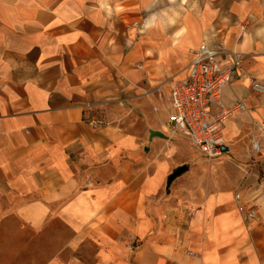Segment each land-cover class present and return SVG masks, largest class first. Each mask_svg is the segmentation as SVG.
Wrapping results in <instances>:
<instances>
[{
	"label": "crops",
	"instance_id": "1",
	"mask_svg": "<svg viewBox=\"0 0 264 264\" xmlns=\"http://www.w3.org/2000/svg\"><path fill=\"white\" fill-rule=\"evenodd\" d=\"M202 43L225 52L222 68L241 53L222 97L245 110L223 123L213 169L167 189L170 80ZM252 80L264 84L259 0H0V227L19 221L55 249L64 227V245L91 243L101 264H264V176L255 167L239 189L257 213L246 219L219 167L235 140L242 157L250 135L264 139Z\"/></svg>",
	"mask_w": 264,
	"mask_h": 264
},
{
	"label": "built area",
	"instance_id": "2",
	"mask_svg": "<svg viewBox=\"0 0 264 264\" xmlns=\"http://www.w3.org/2000/svg\"><path fill=\"white\" fill-rule=\"evenodd\" d=\"M224 54L222 49L210 48L205 43L194 50L187 76L170 80L168 119L163 125L168 139L184 136L208 160L221 156L226 147L222 131L225 120L232 112L245 110L240 101L233 106H226L223 101V91L229 85L234 71L240 69L242 57L241 53L232 52L230 65L222 68L219 58ZM251 88L259 94L264 92V84L258 81L252 80ZM212 105L218 108L214 115L210 110ZM88 124L95 126L97 122L90 119ZM255 126L257 130L261 129L259 123H255ZM250 137V152L258 153L261 150L260 143L252 135ZM233 199L242 216L256 219L255 208L242 200L239 189L234 192Z\"/></svg>",
	"mask_w": 264,
	"mask_h": 264
},
{
	"label": "rangeland",
	"instance_id": "3",
	"mask_svg": "<svg viewBox=\"0 0 264 264\" xmlns=\"http://www.w3.org/2000/svg\"><path fill=\"white\" fill-rule=\"evenodd\" d=\"M264 2V0H259ZM168 139V138H167ZM256 139V138H255ZM175 143V152H173L174 168L181 165H187L191 168L206 167L211 168L215 165L213 161L203 158L196 149L190 144L189 140L182 135L171 138ZM251 137L245 141V151L243 156H238L239 142L235 140L232 144L231 155L223 158L219 167L226 166L233 169L234 177H232L231 190L233 194L235 191L245 184L248 177L252 176L255 167H258L259 177L264 176V139L260 138L261 150L258 153L250 152ZM262 168V169H261ZM213 169V168H211ZM201 172L209 173V170H201ZM247 172V173H246ZM191 179L193 178L190 172ZM201 185L206 181V175L203 176ZM227 185L229 181L226 180ZM212 192H216L212 190ZM18 221H14L10 227H0V243L3 241L12 242V246L5 250H0V262L2 264H101L95 254L94 247L89 242H82L77 247L67 246L64 243L71 237L64 227H57L59 233H53L52 238H58L56 244H63L62 248H53L52 246H42V236L38 234H31L27 229H24ZM10 230V231H8ZM11 232V233H9ZM14 232V233H13ZM35 233V232H34ZM39 241V245L37 244ZM58 246V245H57ZM0 247H2L0 245ZM1 249V248H0Z\"/></svg>",
	"mask_w": 264,
	"mask_h": 264
},
{
	"label": "water",
	"instance_id": "4",
	"mask_svg": "<svg viewBox=\"0 0 264 264\" xmlns=\"http://www.w3.org/2000/svg\"><path fill=\"white\" fill-rule=\"evenodd\" d=\"M152 136H158V137H163V134L161 132L158 131H152L151 132ZM188 170V166L187 165H181L177 168H175L170 175L167 177V183H166V188L168 189L169 185L171 184V182L178 176H180L181 174H183L184 172H186Z\"/></svg>",
	"mask_w": 264,
	"mask_h": 264
}]
</instances>
